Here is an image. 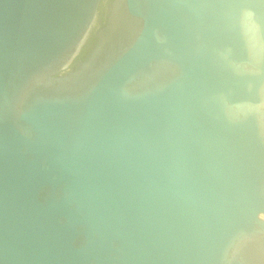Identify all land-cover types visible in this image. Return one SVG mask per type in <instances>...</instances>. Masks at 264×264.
<instances>
[{
	"label": "water",
	"instance_id": "obj_1",
	"mask_svg": "<svg viewBox=\"0 0 264 264\" xmlns=\"http://www.w3.org/2000/svg\"><path fill=\"white\" fill-rule=\"evenodd\" d=\"M0 0V264H264V0Z\"/></svg>",
	"mask_w": 264,
	"mask_h": 264
},
{
	"label": "flooded vegetation",
	"instance_id": "obj_2",
	"mask_svg": "<svg viewBox=\"0 0 264 264\" xmlns=\"http://www.w3.org/2000/svg\"><path fill=\"white\" fill-rule=\"evenodd\" d=\"M106 3H105V7H104V16L101 17L99 16V6H98V10H97V15H96V19H95V22H94V25L92 26L91 30H90V33L94 30V38H96V32L98 31V29L105 23V17H106V8L110 2V0H105ZM100 5V4H99ZM89 33V34H90ZM96 41V40H95ZM95 41L93 42V44L95 43ZM93 44H89L88 47L89 49L93 46ZM88 49V50H89ZM87 52V51H86ZM86 52H84L82 54V50H80V52L77 54V56L75 57V59L73 60V62L71 63V67L79 60V59H82L84 57V55L86 54Z\"/></svg>",
	"mask_w": 264,
	"mask_h": 264
},
{
	"label": "trees",
	"instance_id": "obj_3",
	"mask_svg": "<svg viewBox=\"0 0 264 264\" xmlns=\"http://www.w3.org/2000/svg\"><path fill=\"white\" fill-rule=\"evenodd\" d=\"M105 3H106L105 0H101L100 5H99V16H101V17L104 16ZM93 34H94V30L88 35L86 42L84 43V45L81 48L82 54L84 52L88 51V49H89L88 45L90 43L93 44V42L96 40V38H94Z\"/></svg>",
	"mask_w": 264,
	"mask_h": 264
},
{
	"label": "bare ground",
	"instance_id": "obj_4",
	"mask_svg": "<svg viewBox=\"0 0 264 264\" xmlns=\"http://www.w3.org/2000/svg\"><path fill=\"white\" fill-rule=\"evenodd\" d=\"M263 217H264V215H263Z\"/></svg>",
	"mask_w": 264,
	"mask_h": 264
}]
</instances>
